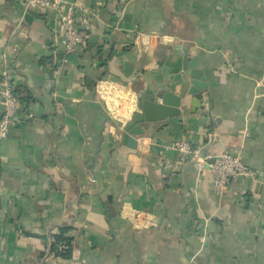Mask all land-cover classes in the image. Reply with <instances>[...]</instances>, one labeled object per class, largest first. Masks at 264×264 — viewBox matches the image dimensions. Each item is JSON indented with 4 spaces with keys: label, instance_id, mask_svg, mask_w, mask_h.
Here are the masks:
<instances>
[{
    "label": "crops",
    "instance_id": "0c3cea01",
    "mask_svg": "<svg viewBox=\"0 0 264 264\" xmlns=\"http://www.w3.org/2000/svg\"><path fill=\"white\" fill-rule=\"evenodd\" d=\"M65 1L89 18L71 56L54 9L28 20L23 0H0V58L16 47L13 87L32 114L0 141V264H264V2ZM183 52L204 72L200 100L141 123L129 147L138 93ZM176 140L238 154L254 176L218 193L206 169L173 168ZM62 229L67 259L50 251Z\"/></svg>",
    "mask_w": 264,
    "mask_h": 264
},
{
    "label": "built area",
    "instance_id": "2783aa9c",
    "mask_svg": "<svg viewBox=\"0 0 264 264\" xmlns=\"http://www.w3.org/2000/svg\"><path fill=\"white\" fill-rule=\"evenodd\" d=\"M264 2V0H262ZM43 8H52L60 16V35L63 38V51L71 56L83 51L89 38V18L85 11L75 9L74 3L65 0H23V14L27 11H36ZM16 47L1 51L0 58V141L6 136L11 125H19L32 117L13 87L12 70L8 65L7 52H15ZM65 60V59H64ZM255 97L264 99V78L255 82ZM177 154L173 168L185 163H194L198 170L206 169L216 192L221 193L227 186L238 178L253 177L254 173L242 162L241 156L230 152L210 155L194 147L185 140L172 141L167 145ZM58 246L55 252L61 251ZM56 253H52L56 255Z\"/></svg>",
    "mask_w": 264,
    "mask_h": 264
},
{
    "label": "water",
    "instance_id": "95a60500",
    "mask_svg": "<svg viewBox=\"0 0 264 264\" xmlns=\"http://www.w3.org/2000/svg\"><path fill=\"white\" fill-rule=\"evenodd\" d=\"M33 14L34 12L29 10L24 17L29 20ZM159 71L163 74V82L154 83L151 88L138 93L136 102L138 111H135L122 126L123 142L131 148L136 144L137 135L144 132L141 123L161 121L166 117L178 115L181 100L186 95H192L195 100H200V91L205 87L204 72L197 67V59L188 58L185 52L174 61L171 56L167 57ZM183 71H188L191 83L184 81L185 77L181 74ZM51 73L49 70V75ZM175 85L178 87L174 88Z\"/></svg>",
    "mask_w": 264,
    "mask_h": 264
},
{
    "label": "trees",
    "instance_id": "16d2710c",
    "mask_svg": "<svg viewBox=\"0 0 264 264\" xmlns=\"http://www.w3.org/2000/svg\"><path fill=\"white\" fill-rule=\"evenodd\" d=\"M67 229H62L59 234L53 235L50 251L55 252V249H57L58 246L61 245L63 247L61 251L56 253V256L64 257L65 259L69 258L70 256V248H71V241L70 238L65 236Z\"/></svg>",
    "mask_w": 264,
    "mask_h": 264
}]
</instances>
